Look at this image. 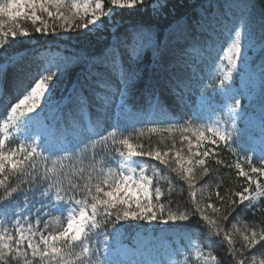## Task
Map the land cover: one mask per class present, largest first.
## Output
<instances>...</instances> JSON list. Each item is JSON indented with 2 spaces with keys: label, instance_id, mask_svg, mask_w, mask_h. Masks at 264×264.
Here are the masks:
<instances>
[{
  "label": "snow or ice",
  "instance_id": "6c2138e0",
  "mask_svg": "<svg viewBox=\"0 0 264 264\" xmlns=\"http://www.w3.org/2000/svg\"><path fill=\"white\" fill-rule=\"evenodd\" d=\"M143 4L144 0H110V7L105 12L102 0H94L91 6L88 3L80 4L77 0H2L0 2V50L2 53L0 54L7 55L6 42L9 38L15 41L17 36L29 37L31 35L29 31L20 26L17 22L19 19H30L35 33L42 35L49 34V30L51 34H56V27H54L56 21L61 22L59 27L65 31H71L74 27L90 35L102 30L101 17L103 15L107 14L111 18L116 11L111 6H118L120 9H135L137 5ZM149 6L154 15H159L161 10L167 6V0H152ZM45 14L47 19L44 18ZM86 17L89 18L85 19ZM182 19L175 23L180 25ZM184 26L186 29V21H184ZM129 31L131 42L127 46L133 58L138 59L144 50V43L141 39L144 35L148 36V43L159 55L160 45L158 42H153L150 28L137 25ZM113 40L115 42V36ZM105 51L106 53L117 52L115 63L120 68L115 43ZM223 59L227 60L226 71L222 78H214L219 80L220 92H209L204 95L203 99L205 103L211 104L214 95L219 94L232 100L228 115L231 129L235 131V119L240 115L241 109L240 99L235 94L230 96L228 94L232 91L233 72L237 69L238 62H244L241 31H235V38L227 51L223 53ZM7 61L11 63L12 57H7ZM57 70L60 74H64L67 71V64L57 65L56 69L45 68L39 82L26 90L22 98L10 107V114L6 115L3 125L0 126V189H3L5 193L3 197H0V264H114L107 247L103 252L99 248L90 247L89 241L93 239L94 234H98L96 230L102 231L108 224L115 226L121 220L147 221L149 224L159 221L168 224L170 221L186 222L190 216L195 218L191 227L194 230H202L201 234L205 236L203 247L200 244L192 246V250L204 260V264L216 261L211 251L204 252L205 247L210 249L223 247L233 257V264H257V255L264 256V229L257 231L255 227L245 225L242 234L245 247L249 250L248 255L245 256L241 249L232 247V232H241V229L230 224L231 231H227L223 224L233 213L241 215L249 211L253 213L258 211L259 201L264 198V183H261L259 178L245 172L241 164L237 162L235 168L239 170V175L246 177L247 186L242 191L232 192L228 196L227 203L231 207L227 214L219 215L217 218L209 216L202 208L203 190H201V199L197 200L194 181L197 175H207L208 168L205 167V158L210 154L215 155L212 148H205L203 151L200 149L204 142L211 145L223 142L227 145L230 138L227 128L222 130L218 126L208 127L206 131L210 132L214 138L207 137L205 131H196L195 151L189 137L184 136V139H189V155L185 157L179 151L175 152L174 165L170 163L167 151L162 153L158 150H136L128 138H121L118 143L124 146L126 152L117 150L118 156L128 164L118 163L117 170L108 168L107 172L103 168H93L82 185L68 181L65 186L64 179H61L66 175L63 172V166L58 174L49 176L47 169L41 173L37 165V161L47 162L51 156L57 157V160L70 158L65 155L70 153V149L67 146V138L64 136L56 137L49 142L35 135L21 133L17 139V147L6 149L5 143L9 139L10 129L13 127L27 129L33 119L29 116L21 120L24 112H35L42 100L44 107L52 103L55 98V86L49 89L46 81H51L57 74ZM6 74L7 67L0 65V92L7 90ZM138 78L139 73L137 72L130 73L126 79L121 76L123 88L120 92L119 107H125L128 92ZM216 87L213 80L205 86V90L209 88L215 90ZM73 91H76L75 86ZM22 106L26 107L22 109ZM36 115L39 116V113ZM176 130L183 133L189 129ZM89 131H92L91 126ZM149 131L171 133L173 128H152ZM109 134L115 136L114 131ZM105 140L107 136H99L98 139H92L91 143L95 144ZM87 147L88 145L84 144L80 147V151ZM71 155L78 156V153H71ZM145 158L158 161L160 165H164L166 169L177 173L187 181L193 202L190 212H174L171 209L169 206L172 195L171 185L167 190L153 185V178L158 175L159 170L153 168L152 173L149 174L148 170L142 166ZM261 159L264 160V156ZM57 160L52 161L54 173ZM216 163L219 164L221 161L217 160ZM197 166L200 169L199 173L196 170ZM250 171L258 176H264V168L252 166L251 163ZM10 177L17 180L15 186L8 183ZM13 193H18V195L13 197ZM77 193L82 194V198H77ZM216 196L221 200L224 199L219 192ZM162 198H167L168 203L162 202ZM207 207L211 208L213 213L220 212L219 208L211 204ZM48 216H54L57 224L60 223L61 216H64L66 225L62 226L59 231L48 232L45 235L44 232L50 226L49 223H45L43 229L39 226L41 218ZM257 245L260 246V250L251 251ZM183 254L182 250L177 252L178 256ZM259 264H264V259L259 260Z\"/></svg>",
  "mask_w": 264,
  "mask_h": 264
},
{
  "label": "trees",
  "instance_id": "16d2710c",
  "mask_svg": "<svg viewBox=\"0 0 264 264\" xmlns=\"http://www.w3.org/2000/svg\"><path fill=\"white\" fill-rule=\"evenodd\" d=\"M102 1L106 4L105 12H107L110 7V0ZM228 1L167 0V6L163 8L162 15L159 17H155L150 6L144 5H139L133 11L116 10L112 15V19L117 23L115 31H111L106 27L104 31L86 35L81 30H76L73 27L67 40L59 36L55 37V34H51V30H49V34L47 35L35 33L34 26L29 20H18L17 22L20 26L33 34L35 39L30 41L24 37L17 36V39L12 41L9 38L6 42L8 48L7 56L23 58L25 62L38 66L39 69L34 73L38 82L45 68L51 67L56 69L57 65L67 64V71L64 74H60L57 70V74L53 79L46 81L49 89L53 85L55 86V98L53 100L59 102L66 100L67 104L63 105L64 110L73 106V103H78V105L80 103L81 105L79 106L82 111H87L96 118L102 117L103 123L106 124L102 131L90 132L88 130H79L73 134L65 135L64 137L68 141L67 146L70 149V153L65 155L70 156V158L61 159V164L55 173L52 171L51 163L57 157L51 156L47 162L37 161L41 173L47 169V174L52 176L58 174L61 171V166H63V172L66 175L61 177V179H64L65 186L68 181L82 185L86 182V178L93 168H103L105 170L122 159L119 158L117 151L126 152L124 146L118 143L121 138H128L136 150H158L162 153L167 151L169 153L168 159L174 165L175 152L179 151L181 155H189V139L192 144L196 143V131H201L202 126L206 127V129L210 126H218L220 128L223 124L224 128H227L230 133L227 145L223 142H218L215 147L209 145L215 155L210 154L209 157L205 158V167L208 168V173L207 175H197L194 183L196 193L199 192L201 194V190L204 192L202 208L209 216L217 218L219 215L227 214L231 207L227 203L228 196L232 192L242 191L247 186L246 177L239 175L235 164L237 162L243 163L245 165L243 169L247 172H250V163L252 166L258 168H263L264 166V160L261 159L264 156L261 154V150L264 149V143L256 146L253 141L256 138L262 139L264 135V107L256 110L254 107L248 105L239 95L240 105L244 109L243 118L252 116V123L248 125V122L240 121L236 125L235 131H230L229 124H227L229 119L222 111L217 110L215 112V109L225 102L224 97L219 94L214 95L211 104L206 103L203 105V108L194 107L196 111L195 116L185 115L183 103L180 101L179 96L185 97L188 96V93L183 92L175 80L168 76V73L158 65L157 56L153 55L150 50L144 47L140 57L136 59L131 56L127 45L131 42L129 30L137 25L150 28L152 36L157 40L159 45H162L168 34L179 27L184 20L188 23L191 34L197 37L201 21L210 20L216 6L223 12H226ZM111 7L114 8V6ZM230 14L238 23L253 29H260L261 37L264 40V0H235L234 6L230 9ZM181 18H183L181 24L177 25L175 22L181 20ZM114 36L116 37L115 42L113 40ZM114 43L118 50L120 68L115 63L117 52L111 51L106 53L105 51L111 48ZM217 52L218 54H215L208 60L209 62L205 67L206 72L201 80L200 87L197 91L195 90L197 98V100L195 99V103L197 104L205 103L203 99L204 95H207L209 92H216L218 89L219 80L214 78L220 77V75L222 77V74L219 72V65L217 63L221 57L220 49ZM0 53H2V50H0ZM3 55L0 54V59ZM95 62L98 67H104L107 63H110L116 70L115 78L118 83V92L107 95L105 100L102 101V103L107 102L108 111L105 115L85 99L87 87L95 85V78L88 73L89 66ZM2 65L8 68V64ZM254 65L256 67L264 65V51L262 49L254 58ZM132 72L139 73V78L128 92L125 107H119L120 92L123 88L121 76L126 79ZM213 80L217 85L216 89L209 88L206 91L205 86ZM74 86L75 92L73 91ZM236 90L239 91V85L236 87ZM8 108H4L3 110ZM208 108L213 109V111H209ZM7 114H10V109L5 113L4 118H6ZM24 116H26V119L29 116L33 117L30 125L27 129L11 128L9 139L5 143L6 149H15L17 147V139L21 136V133L27 134L29 129L34 132L36 127L47 126L51 128L53 126L49 112H44L37 116L35 114H26L25 111ZM205 118H208V121H205ZM3 119L0 120V126L3 125ZM258 121L262 122V132L256 127ZM60 123L61 121H59ZM170 127L173 128L171 133H154L149 131L152 128L164 129ZM183 128H188L189 130L183 133L176 130ZM113 131L115 132V136L109 134ZM99 136H107V140L92 144L91 140L98 139ZM184 136L189 137V139H184ZM37 137L44 138L49 142L53 141L48 132ZM84 144H87L88 147L80 151V147ZM71 153H78V156L71 155ZM217 160H220L221 163L217 164ZM142 166L148 170L149 174L152 173L153 168L159 170L158 175L153 178L154 186L167 190L171 185L172 195L169 206L174 212H190L192 210L193 202L186 180L182 179L177 173L166 169L164 165H160L158 161L145 158L142 161ZM196 170L197 173L200 172L199 166H197ZM8 183L11 186H15L17 180L10 177ZM217 192L224 198L223 200L216 196ZM4 195V190L0 189V197ZM17 195L18 193H13V197ZM77 198H82V194L77 193ZM200 199L201 196L197 200ZM162 202L167 204V198H162ZM209 204L215 208H219L220 212L213 213L212 209L207 207ZM237 211L239 212V208ZM237 216L239 217V221L236 220ZM233 217H235V220H233ZM194 219V217L190 216V219L186 222L170 221L168 224H164V226L168 230L179 231L181 235L191 238L203 247L205 236L201 234L202 230H194L191 227ZM230 224H234L236 228L241 229V232H232V247L241 249L244 255L247 256L249 250L246 249L245 241L243 240V228L247 225L248 227H255L257 231L264 229V211L256 213L249 211L241 215L233 213L229 216V220L223 224L225 230L231 231ZM117 229L119 230L117 231ZM143 229V221L121 220L115 226L108 224L102 231L96 230L98 234L93 235V239L89 241V244L92 249L99 248L101 252L107 247L110 253L120 245L138 249V234ZM155 235H158L157 231ZM170 243L173 245V250L178 252L176 240L170 238ZM181 243L184 244L183 241ZM147 249H153L157 256L163 253V248L158 247L157 243L154 242L148 244ZM203 250L205 253L212 252V255L216 257L215 264H233V257L223 247L211 249L205 247ZM185 252L186 254H190L189 250ZM160 257L157 260H161ZM186 264L199 263L194 262L190 258Z\"/></svg>",
  "mask_w": 264,
  "mask_h": 264
},
{
  "label": "rangeland",
  "instance_id": "374dc122",
  "mask_svg": "<svg viewBox=\"0 0 264 264\" xmlns=\"http://www.w3.org/2000/svg\"><path fill=\"white\" fill-rule=\"evenodd\" d=\"M77 2L80 4L88 3L90 6L94 4V0H77ZM102 2L104 3V11H106V4L104 1ZM151 3L152 0H144L143 5L149 6ZM234 4L235 0H229L226 12H223L218 6H216L210 20L207 19L201 21L197 37H194L191 34L188 23L185 29L184 22H182L179 27L175 28L168 34L162 45H160L159 55L153 51V46L148 43V36L144 35L141 37L144 47L150 50L153 55L157 56L158 65L168 73V76L175 80L176 84L180 86L183 92L188 93V96H179L180 101L183 103L185 115L195 116L196 111L194 110V107L203 108V105L206 104L195 103V99L197 100L196 91L200 87L201 80L205 75V67L209 62L208 60L215 54H218L217 51H219V49L221 57L218 59L217 63L219 65V72L222 76L224 75L227 60L223 59V53L227 51V48L231 45L232 40L235 38V31L242 32V55L244 62H238L237 69L233 72L231 81L232 91L228 95L230 96L235 94L239 99L241 96L248 105L254 107L256 110H259L260 107H264V65H259L258 67L254 65V58L262 49L264 40L261 37L260 29H253L242 25L238 23L236 19L231 17L230 9L234 6ZM138 6L139 5H137L136 8ZM114 8L119 11H133L136 9H120L118 6H114ZM162 10L160 14L155 15V17L161 16ZM44 18L47 19L46 14L44 15ZM88 18L89 17H86L85 19ZM5 19H7V17H5ZM19 20L30 21V19L24 18ZM101 20L103 21L101 31H104L106 27H108L111 31L116 30L117 23L114 22L112 16L109 18V16L105 14L101 17ZM49 22L52 23L51 21ZM99 22L100 21H98V23ZM60 23V21H56L54 24V27H56L55 37L59 36L62 39L67 40L70 37V31H65L63 28H60ZM81 31L84 32V30ZM97 32H94V34ZM24 38L30 41L35 39L33 34ZM151 38L154 43H157V40L153 36ZM7 57V55H3L0 59V65L8 64L5 80L7 90L0 92V119L14 103L18 102L19 99L22 98V95L26 90L30 89L38 82L34 74L39 69L38 66H35L32 63H27L23 60V58L18 57L12 58V62L9 63L7 61ZM88 73L95 78V85L87 87L85 99L105 115L108 111L107 102L102 103V101L105 100L107 95L116 94L118 92V83L115 78L116 70L110 63H107L104 67H98L95 62L89 66ZM238 85L239 91L236 90ZM218 91H220L219 87L215 93H218ZM223 97L225 102L218 106V109L216 108L215 112L217 110L222 111V113L229 119V108L231 107L233 101L228 99L226 96ZM66 104V100L63 102L52 100V103L48 107H44L42 100L35 112H26V114L35 115L36 113L41 115L44 112H49L51 114L53 126L51 128H48L47 126L36 127L34 132L29 129L28 133L25 135L31 134L39 136L45 133L47 134L48 132V135H50L54 140L56 137L73 134L79 130L89 131L90 126L92 128V131L90 132L102 131L103 127L106 126V124L103 123L102 117L96 118L91 113L82 111L79 106L81 105L80 103L79 105L78 103H73V106L64 110L63 105ZM7 107L9 108L3 110ZM25 107L26 106H22V109ZM41 109H43V111H41ZM208 110L213 111V109L209 108ZM243 113L244 109L241 107L240 115L235 119V130L236 125L240 121L248 122V125H251L252 123V116L243 118ZM20 119L24 120L26 119V116L21 117ZM204 120L208 121V118H205ZM59 121H61L60 124ZM227 124H229V129L232 131L230 119ZM256 127L260 132H262L261 121L257 122ZM220 128L222 130L225 129L223 124ZM201 131H205V135L207 137L213 138L212 134L206 131V127L202 126ZM253 141L256 146L261 145L264 143V135L262 136V139L256 138ZM195 144L196 143L193 144L194 151L196 150ZM209 145L211 144L204 142L200 151H203L205 148H211ZM216 145L211 146L215 147ZM261 154L264 155V149L261 150ZM183 156L185 155L183 154ZM53 160H57V158H54ZM118 163H124L125 165L128 164V162L123 159H121ZM118 163H114L112 166L107 167L105 172H107L108 168L117 170ZM239 163L242 168L245 167L243 163ZM60 164L61 160H57L56 169L59 168ZM244 171L247 172L246 170ZM247 173L251 176L259 178L260 182L264 183V176H258V174H253L251 171ZM200 196L201 194L198 192L197 199ZM263 211L264 198H261L259 201V210L254 213ZM236 220L239 221L238 216L236 217ZM45 223H49L50 225L47 231L44 232V234L47 235L48 232L59 231L62 226L66 225V217L61 216L59 224L56 223L54 216H48L47 218L42 217L39 226L40 229H43V225ZM143 223L144 229L138 234V249L120 245L117 249H114L110 253V258L113 260L114 264H186L190 258H192L194 262L204 264V260L198 257L195 251L192 250L193 244L197 243L191 238L181 235L177 230H168V228H165L164 224L159 221L151 224L147 221H143ZM156 231L158 232L157 236L155 235ZM170 238L176 240V244L178 245L177 251L182 250L184 253L183 255L178 256L177 252L173 250ZM181 241H183L184 244H182ZM151 242L157 243L158 247H162L163 253L157 256L153 249H147V245ZM186 250H189L190 254H186ZM258 250H260L259 245H257L256 248L251 249L253 252H258ZM159 256H161V260H157ZM261 259H264V256L258 254L257 264H259V260ZM209 264H215V261L209 262Z\"/></svg>",
  "mask_w": 264,
  "mask_h": 264
}]
</instances>
